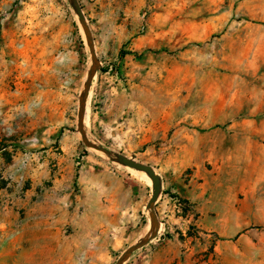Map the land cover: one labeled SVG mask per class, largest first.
<instances>
[{
    "label": "rangeland",
    "instance_id": "rangeland-1",
    "mask_svg": "<svg viewBox=\"0 0 264 264\" xmlns=\"http://www.w3.org/2000/svg\"><path fill=\"white\" fill-rule=\"evenodd\" d=\"M78 2L85 136L160 176L124 264H264V0ZM90 65L68 0H0V264H114L150 231V178L77 130Z\"/></svg>",
    "mask_w": 264,
    "mask_h": 264
},
{
    "label": "water",
    "instance_id": "water-1",
    "mask_svg": "<svg viewBox=\"0 0 264 264\" xmlns=\"http://www.w3.org/2000/svg\"><path fill=\"white\" fill-rule=\"evenodd\" d=\"M70 6L72 7L78 22L82 28V31L84 33L85 41L88 47L90 59H91V65L90 68L87 72L85 81L83 83V86L81 88V93H80V99L78 103V111H77V130L81 136L82 141L90 148L98 150L103 152L109 160L116 162L118 164H121L125 167L132 168L137 171L144 172L151 180V196L148 201V208H149V218H150V231L149 233L140 239L138 242L135 244L129 246L127 249H125L121 255L117 258L114 264H124L130 256L135 252L136 250L144 247L149 241H151L153 238H155L157 231H158V222L156 220V213H155V201L160 193V188H161V183H160V176L155 172V170L148 164H144L142 162H138L130 157H127L122 154H116L113 156L111 152L104 148L100 147L93 142L89 141L87 137L85 136L84 133V112H85V106H86V101L88 98V93H89V88L91 81L93 79V76L95 75L96 69H97V64L98 60L95 54V49H94V43L93 39L91 36V31L89 29V26L87 24V21L83 15L82 8L78 2V0H68Z\"/></svg>",
    "mask_w": 264,
    "mask_h": 264
},
{
    "label": "crops",
    "instance_id": "crops-1",
    "mask_svg": "<svg viewBox=\"0 0 264 264\" xmlns=\"http://www.w3.org/2000/svg\"><path fill=\"white\" fill-rule=\"evenodd\" d=\"M8 221H0V226H8ZM155 262V263H154ZM147 264H160L158 260H155V261H151ZM163 264V263H162Z\"/></svg>",
    "mask_w": 264,
    "mask_h": 264
}]
</instances>
